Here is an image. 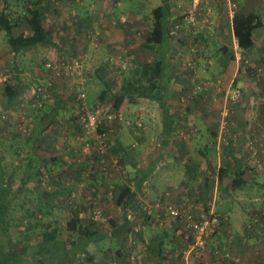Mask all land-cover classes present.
I'll use <instances>...</instances> for the list:
<instances>
[{"label": "crops", "instance_id": "crops-1", "mask_svg": "<svg viewBox=\"0 0 264 264\" xmlns=\"http://www.w3.org/2000/svg\"><path fill=\"white\" fill-rule=\"evenodd\" d=\"M19 1L22 0H14V3ZM41 1L42 21L46 34L50 33V35L47 34L48 42L13 52L8 44L7 32L0 29V36L5 37L6 44L9 46L8 51L13 57L44 53L50 61L56 62L58 59L56 51L59 54L62 53V50L60 52L56 47L60 48L61 42H68V40L77 44L79 41L77 35L81 29L89 26L92 18L80 11L85 0ZM23 13L26 12L23 11ZM97 24L101 27L105 26L101 19L97 21ZM11 31L14 35L30 34V28L26 22L15 26ZM66 32L68 35H65ZM103 32L112 42L113 36L108 33V30L104 28ZM1 41H3L2 38H0ZM68 46L72 47V45ZM174 66L171 64V69L169 65L167 66L170 86L166 90L164 99L166 108L164 109L156 100L139 98L136 102L128 104L131 123L128 125L125 143L118 131L112 129L110 131L114 141L113 150L124 159V164L118 165L119 168H124V178H119V174L115 176L112 173L107 176L106 173L104 181L95 180L96 186L91 185V189L96 195L95 199L103 202V210L108 217L113 218V222L111 221L113 224L108 229L93 221L91 225L90 220L85 222L84 225L89 224L87 232H93L89 238L90 242L84 247L88 250L91 259L80 256L79 252L75 257L69 258L65 251L71 246L68 237L60 241L57 239L56 242L59 244L47 243V251L54 246H59L64 251L59 255L61 264H116V262L124 264L133 251H135L134 264H185L190 236L181 221L169 217L162 208L153 209L150 213H144L140 209L142 204L151 203L158 198H161L164 203L171 202L183 208H189L196 215L201 212H213L226 217L216 233L209 239L208 246L201 253H192L188 256L189 264L264 262V227L256 223L261 216L257 212L258 206L255 202L262 196L261 191H264V181L259 179L264 171L261 172L256 167L258 164H251L247 160L246 147L243 145L245 134L242 116H236L234 120L237 122L236 127L227 126L224 131L218 129L216 120L211 115H205L207 114L205 113L200 116L198 113V110L200 111V108L207 104L205 94V98L198 97L194 103L190 104L191 110L189 105H186V108L183 107L186 109L185 113L187 111L195 113L193 120L197 129L188 137L184 128L189 125L187 122L189 120L185 119L183 112H179L182 109L177 107L176 102L181 92L175 87L179 76L175 75L178 73L176 69L175 72L174 69L172 70ZM4 67L3 72H9V68ZM15 69H17L16 66L13 67L14 72ZM13 86L18 89L17 85ZM5 100L7 102L5 106L9 111V106L14 102L7 98ZM64 102L56 100L53 106H61ZM52 110L54 111L43 113L42 124H40L41 118H33L34 124L39 125L40 131L45 129L44 136L36 135V138L31 139V146L29 145L28 148L23 149L22 145L16 144L11 150L1 149L0 151L2 178L6 175L7 160L10 156L13 157L12 162L15 168L20 170L19 177L10 185L13 187L9 197L18 202H38L34 204V214L42 210L41 207L45 206L46 201L50 205L48 204L42 211L51 213L52 200L53 202L63 201L70 193L73 194L72 186L94 182L93 179L86 180L82 174L75 178L77 169L81 167L75 162L80 148L76 147V144L68 143L69 139L70 142H74L81 136V130L74 124L75 118L65 119L67 127L63 128L55 122L56 127L51 129L54 121L50 119L55 120L56 117L61 116L57 113L59 109ZM49 116L50 119H48ZM135 119L141 122L140 128L134 126ZM62 120L63 118H59V122ZM218 124L220 127V121ZM65 130L69 134L63 133ZM0 132L7 137L6 132ZM47 140L62 142L63 148L58 151L52 150L53 156L48 157L44 155ZM122 145L125 150L118 152V146ZM56 147L58 148L59 144ZM112 161L115 164L117 160L113 157ZM42 169L47 173L45 178H43L44 175H40ZM0 183L7 186L3 184V181ZM116 184H124L135 192V197L128 206L135 213V220L142 223L145 230L139 235V240L135 244L130 243L126 237L125 226H122L124 215L120 207L114 203L112 196H109L107 192L103 193L104 190ZM74 196H77L76 193ZM81 199H85V196L83 195ZM53 214L51 213V216ZM52 226H54L52 231L58 227V225ZM58 231L59 229L56 232ZM216 246L229 249L231 257L221 258V260L216 258L212 255V249ZM156 251H160L158 255ZM59 259L58 256L55 258L47 256L42 259V263L38 262V259L33 260L32 263L30 259L28 264H57Z\"/></svg>", "mask_w": 264, "mask_h": 264}, {"label": "rangeland", "instance_id": "rangeland-1", "mask_svg": "<svg viewBox=\"0 0 264 264\" xmlns=\"http://www.w3.org/2000/svg\"><path fill=\"white\" fill-rule=\"evenodd\" d=\"M8 3L16 16L22 15L25 11L23 6L19 4L16 7L14 0H8ZM84 3L80 11L91 16L92 21L86 29L80 30L77 35L79 39L77 44L68 40V42H61L60 48L56 47L60 52L62 50L61 54L56 51L58 53L56 62L59 64L50 61L47 54L44 53L35 56L24 54L13 57L8 51L9 46L6 44L5 37L0 36L3 39L0 42V72L4 71V66L9 68V80L0 87V112H4L6 115L5 120L0 122V131L6 132V136L9 137H4L0 132V151L1 149L11 150L16 144L22 145L23 149L28 148L29 145L31 146V139L36 138V135L44 136L45 129L40 131L39 125L34 124L33 118H41L40 124H42L43 113H50L54 111L52 109H59L57 113L61 116L56 117L55 120L50 119V116L48 117L54 121L51 129H54L55 122L64 128L67 127L65 119L75 118L77 121L82 114V109L80 110L78 104L73 102L76 92L75 85L81 86L85 91L88 107L93 108L97 104H103L112 110L111 102H100L98 99V93L103 88V84L97 73L110 83L111 91L115 92L120 86L122 77L135 64L152 63L158 59L157 43H162L163 39L167 38L169 48L162 56L170 69L171 64H174L172 70L178 71L175 74L179 76L175 87L181 93L178 92L180 96L176 101L177 107L182 109L179 112H183V115L186 116L185 119L189 120L187 121L189 125L184 128L185 134L188 137L193 135L197 125L193 120L195 113L192 111L185 113L186 109L183 107L186 108V105H189L190 108V104L194 103L195 99L198 97L205 98L206 94L207 104L200 108L201 112L198 110L199 115L202 116L205 113H207L205 115H211L216 120L218 129H221L218 123L224 108L229 111L228 126L236 127L237 122L234 121L236 116H242L244 129L238 128L244 130L243 145L246 147L247 160L251 164H258L256 167L261 172L264 171V0H169L171 11L164 17V24L161 22L162 0H85ZM249 12L258 13L263 26L254 30L255 45L245 51L237 45L232 30V17L234 13L247 14ZM100 19L105 25L104 27L97 24ZM102 28L108 30V33L113 36L112 42L105 36ZM47 34L50 35L49 32ZM65 35L68 33L66 32ZM66 38L68 37L66 36ZM68 45H72V47ZM77 57L81 59L79 61L82 71L79 76L63 73L56 75L52 65H61L62 67ZM124 62L130 63L129 68H123ZM47 64H50V67H47ZM14 66L17 68L15 72L13 71ZM36 84L45 87L42 106L31 109L27 113L30 119L28 118V124L24 126L25 131L18 132L20 131L18 128L20 124L18 123L22 113L21 103L39 99L36 91L34 92ZM5 85H17L19 90V97L9 106V111L5 106L7 102L3 95ZM236 88L241 89V96L238 100H230L228 97ZM56 100L65 102L61 106H53ZM129 108L128 103L123 102L115 112H120L124 120L106 123L108 131H106V138L104 139L106 146L103 152L95 148L99 144L95 132H91L88 136L81 134L74 142H70L69 139V144H76V147L80 148L75 162H84L87 166V171L82 174V177L88 178V174L92 172L91 162L85 160L89 155L88 153L96 154L98 152L99 155L102 154L105 157H107L106 153L112 155L114 141L110 131H118L123 143H125L128 125L131 123ZM59 118H63V120L59 122ZM137 121L138 119H135L133 124L140 128L142 124ZM63 133L67 134L68 131L65 130ZM56 142H51V144L50 140H47L44 155L53 156L51 151H58L54 147ZM86 142L92 146L89 151L83 150V145ZM49 147L55 149H48ZM59 147L62 149L63 145L59 143ZM12 158L11 156L8 157L6 175L3 178V183L8 186L12 185L13 180L20 175V170L15 168ZM91 160L94 163V159ZM123 164L124 162L120 165ZM106 167L107 176L112 173L115 176L119 174V178H124V168H119L117 161L115 164L112 161ZM95 170H101L100 163L96 164ZM44 174L47 175V173L42 175ZM48 176L50 177L49 174ZM102 176H105V173L100 172V175H96L95 179L100 181ZM259 179L264 181V172ZM92 191L89 183L87 185L82 183L76 185L73 191V193L80 195L73 197L70 194L63 201L53 202L52 200L53 211L51 213H54L53 216L51 213H46V210L42 211L49 204L47 201L44 203L45 206L41 207L42 210L39 212L36 210V214H34V204L38 202H18L13 198L6 208V204L0 201V264H28L29 261L23 262V257L18 252H12V250L15 247L20 248V243H22L23 252L28 251V245L41 242L43 234L54 227L52 225H58L57 230L59 229V231L56 232L58 241L66 237L69 240L75 238L76 234L69 233L66 226L77 211H83V216H75L81 220L89 219L92 225L91 205L88 204L87 199H81L83 195L96 196ZM261 194L262 196L255 201L258 206L257 212L261 216L256 223L264 227V191H261ZM69 200L75 201L77 208H70L68 206ZM102 203L101 201L97 202L103 208ZM86 216L89 218H85ZM108 218L110 225H112L113 218ZM135 222L140 223L136 220ZM98 224L101 226L100 223ZM144 231L142 229L139 235L143 234ZM61 253L63 254L64 251L59 246H54L53 249H49L45 253V257L55 258L58 256L60 258ZM80 256L84 255L81 253ZM33 260L35 259L30 262L33 263Z\"/></svg>", "mask_w": 264, "mask_h": 264}, {"label": "trees", "instance_id": "trees-1", "mask_svg": "<svg viewBox=\"0 0 264 264\" xmlns=\"http://www.w3.org/2000/svg\"><path fill=\"white\" fill-rule=\"evenodd\" d=\"M162 2H163V5H162V13H161L162 14L161 22L164 24V17L167 15V13L171 11V7H170L169 0H162ZM41 3H42L41 0L19 1L18 3H16V7H18L19 5L23 6V9L25 10L26 13H23L20 16L19 15L16 16L14 11L10 8L8 0H0V29H3L7 32L8 44L13 52H18L22 49L35 46L39 43L48 42L49 37L46 34V28L42 21L43 20V8H42ZM24 22L28 24L30 28V34L28 35H25L23 33L18 34V35L12 34L11 30L15 26H18L19 24L24 23ZM262 26H263L262 19L260 15L256 12H249L247 14L234 13L232 17V30L236 38L238 47L245 51L251 49L255 45L254 30ZM168 42L169 41L167 38L163 39L162 43L158 42L156 46L157 53L159 55L158 59L152 63L135 64L134 67L131 68L130 71L122 77L120 86L118 90L115 92L111 91L110 83L105 81L100 76V74L97 73L98 72L97 71L96 73L100 81L103 84V88L98 93L99 101L100 102H106V101L111 102V105L113 106L112 111H116L117 109H119V107L122 105L123 102H127L128 104H130V103L136 102L139 98H147L150 100L152 99L156 100L165 109L166 107H165L164 99L167 94L166 90L168 86H170V82H169L170 76L168 75V67L162 55L163 53L167 52L169 48ZM77 59L81 60L80 57H77ZM1 86L2 85H0V87ZM78 86L79 85H75V91ZM83 92L85 93L84 90ZM3 95L5 98L10 100L11 102H14L19 97V91L18 89H15L13 85L12 86L5 85L3 87ZM83 101H84L85 107L91 110L95 109L99 105L97 104L93 108L88 107L86 104V93H85V97L83 98ZM73 102H75L76 104L80 102V100L77 99V91L75 92V99H73ZM164 112L166 113V111ZM77 121L75 120L74 124H76L79 127V129L81 130L80 133L85 136L86 134L83 131L81 124L79 123V121L78 122ZM106 127H107L106 125H103V124L100 125L97 128V133H102V132L106 133V131H108ZM223 140L225 141V139ZM51 142L53 143L54 140L53 141L50 140V143ZM59 143L63 145L62 142L56 143L54 146L56 149L60 148V147L58 148L56 147V145ZM117 150L118 152H120V151H124L125 148L122 145V146H118ZM88 154L89 155L87 156V158H85V160H87L88 162H91L90 168L92 172H90L88 174L89 177L85 179L88 181L93 179L94 182H90L91 183L89 184L90 187L91 185L96 186V184H94L96 182L95 181L96 175L97 176L100 175V172H103L106 174V171H107L106 166L107 164L112 162L113 157L114 158L116 157L118 165L124 162L123 157L119 156L115 152V150H113L112 155H108V153H106L107 157H105L102 154L99 155L98 152L96 154L91 153V152ZM54 157L56 158L57 156L55 155ZM91 159H94V163H92ZM99 163L101 167L100 171L95 170L96 164H99ZM79 164L81 165V167L77 169L75 173L76 179L78 178L79 175L87 171V166L84 164V162H80ZM1 171L2 170L0 168V181L4 182ZM44 171L45 170L42 169L40 172V175L45 173ZM104 178H105L104 176L101 177L102 180H104ZM21 187H23V183H21ZM136 187L139 188L138 186ZM75 188H76V185L72 186L71 192H73ZM11 191H12V188L10 186L8 185L5 186L0 183V201H3L6 204V208L8 206L9 201L12 200L9 197V194ZM105 191L112 192L114 203L118 206L128 205L129 202L135 197V192L130 190V188L124 184H116V186L110 187L106 189ZM75 215H77V213L73 215L74 217H71V219L67 222V226H66L67 231L69 233L76 234L75 238L73 239L70 238L71 240H69L71 246L69 247V249L65 250L66 255H68L69 258L75 257V255L79 252L85 256L84 258L91 259L90 256L88 255L89 254L88 250L84 248L86 245H88V243L90 242L89 238L93 235V232L91 231L87 232L89 229L88 228L89 224L84 225L85 221H89V219L81 220ZM133 215H135L134 212H133ZM122 224H123L122 225L123 227L125 226L126 229L124 228V230H126V233H127L131 227V223L126 219L125 215H124V220H122ZM56 231L57 229H54L53 231L52 230L46 231L43 234L41 242L33 244V245L32 244L28 245L29 250L26 252H23V246H21L22 243H20V248L15 247L12 250V252H18L19 255L23 257V262L25 263L28 262V260L30 259H38V260L45 259V253L47 252L46 244L52 243V242H55V244L57 243L56 242L57 241ZM159 252L160 251H156L157 255L159 254ZM40 262L42 263V260ZM60 262H61V259H59V263Z\"/></svg>", "mask_w": 264, "mask_h": 264}, {"label": "built area", "instance_id": "built-area-1", "mask_svg": "<svg viewBox=\"0 0 264 264\" xmlns=\"http://www.w3.org/2000/svg\"><path fill=\"white\" fill-rule=\"evenodd\" d=\"M47 67H50V64L46 65ZM123 68L129 67V62H124L122 64ZM52 68H54V71L56 75L59 74H65V75H73L79 76L81 74V65L80 61L78 59H74L69 64H66L61 67V65H52ZM9 80V72H3L0 73V85L5 84ZM36 91V92H35ZM77 91V99L80 100L78 102L80 110L82 109V114H80L78 121L81 124L83 131L86 135H90L91 132H95L96 138L99 139V144L94 143L96 145V149L98 151L103 152L104 148L106 146V141L104 140L106 138V133H97V128L100 125H106L108 122H114V121H123L124 118L120 112H115L109 109V107H106L103 104L98 105L95 109L91 110L85 107L83 98L85 97V93L83 92V89L81 86H78L76 88ZM34 92L39 97L38 100H33L32 102H22V113L20 114V126H18L19 130L18 132L25 131V124H28L29 117L27 113L31 109L40 108L42 106V100L45 97V87L41 84H36V87H34ZM44 96V97H43ZM241 96V89L236 88L233 92L230 93L229 99L230 100H238V98ZM81 104V105H80ZM229 111L227 108H224L221 112V119H220V128L222 131L226 130L228 126V116ZM6 118V115L4 112H0V122H3ZM29 118V119H28ZM22 122V124H21ZM92 149V146L89 142H86L83 145L84 151H89ZM46 177V175H44ZM79 190V189H78ZM77 190V191H78ZM109 196H112V192H107ZM73 197L74 193L72 194ZM76 195H80L79 193H76ZM77 198V197H76ZM79 199V198H77ZM85 199H87V202L89 205H91V216L90 218L92 221L96 223H100L101 226L110 229V221L107 216V214L104 212L103 208L97 204V200L93 195L85 196ZM68 206L70 208H77L75 201H68ZM122 213L125 215L126 219L131 223V227L129 231L126 233V237L128 241L132 244H135L139 240V233L143 229V226L140 225V223L135 222V217L133 215V212L129 208L128 205L125 206H119ZM163 209L164 212L171 218L179 219L181 221V224L183 225L184 229L189 233L190 236V242L187 247V257H185V264H189L188 256L192 253H201L207 246L209 239L216 233L218 228L221 226V224L225 221L226 217H222L219 215H216L213 212L204 213L201 212L199 214L193 213L189 208H183L179 205H175L171 202H163L161 198L156 199L155 201L151 203H144L141 205V211L144 213H150L153 209ZM77 215L79 217L83 216V211H77ZM250 226V225H249ZM212 255H214L216 258L222 259H229L231 257V253L229 249L224 247H214L212 249ZM129 259L124 264H134L135 262V251L128 256ZM188 260V262H187ZM204 264V263H201ZM258 264H264V262H260Z\"/></svg>", "mask_w": 264, "mask_h": 264}]
</instances>
